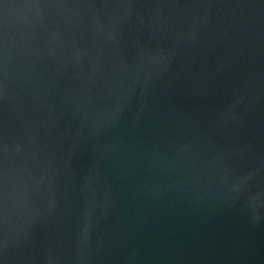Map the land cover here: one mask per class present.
I'll return each mask as SVG.
<instances>
[{"label":"water","instance_id":"95a60500","mask_svg":"<svg viewBox=\"0 0 264 264\" xmlns=\"http://www.w3.org/2000/svg\"><path fill=\"white\" fill-rule=\"evenodd\" d=\"M0 264H264V0H0Z\"/></svg>","mask_w":264,"mask_h":264}]
</instances>
